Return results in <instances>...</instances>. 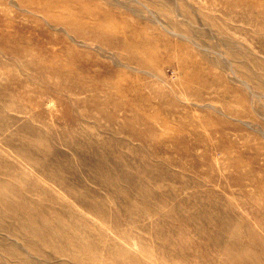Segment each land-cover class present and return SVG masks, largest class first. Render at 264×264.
<instances>
[{
	"label": "rangeland",
	"instance_id": "rangeland-1",
	"mask_svg": "<svg viewBox=\"0 0 264 264\" xmlns=\"http://www.w3.org/2000/svg\"><path fill=\"white\" fill-rule=\"evenodd\" d=\"M1 30L0 264H264V0H0Z\"/></svg>",
	"mask_w": 264,
	"mask_h": 264
},
{
	"label": "bare ground",
	"instance_id": "bare-ground-1",
	"mask_svg": "<svg viewBox=\"0 0 264 264\" xmlns=\"http://www.w3.org/2000/svg\"><path fill=\"white\" fill-rule=\"evenodd\" d=\"M0 32H3L2 30L0 31ZM16 33V32H15ZM8 34V33H7ZM6 34L5 33H3V34H1L0 35V41H2V43L4 42V44H8V43H10V42H19V43H21L20 41H19V39L18 38H16V39H9L8 38V36H5ZM17 37V36H16ZM21 40V39H20ZM24 42H26V41H24ZM10 46H11V43L9 44ZM13 45V44H12ZM17 45V44H16ZM15 46V45H14ZM18 46H19V44L17 45V47H14V48H12V52L11 53H13V55L14 54H16V55H19V54H21V52L23 51L22 49H20L21 48V46H20V48H18ZM13 47V46H12ZM26 47H28V46H26ZM23 48V47H22ZM32 48V47H31ZM27 50H29V49H27ZM27 50H25V51H27ZM56 60H57V58H55V56H54V58L52 59V60H50V62H48V64H47V66H46V69H48V70H50L51 72H54V73H57V74H66V75H68L69 73H71V72H73V67H68L67 65L68 64H66L65 66L62 64V65H58V64H56ZM63 63V62H62ZM66 63V62H65ZM70 66V65H69ZM45 67V66H44ZM112 83H114V82H112ZM90 86H92V85H90ZM96 86H98V85H96ZM107 86V85H106ZM71 87L73 88V87H76V89L77 88H79L80 90H86V89H88L87 87H86V85H83V84H81V85H78V86H76V85H71ZM93 87V86H92ZM102 87V86H101ZM95 88V87H94ZM92 89V88H91ZM97 89V88H96ZM105 89V88H104ZM122 94V93H121ZM120 94V95H121ZM123 95V94H122ZM112 102V101H111ZM114 103V105L116 106V107H118V106H120V105H122L121 107L122 108H124V109H128V108H132V109H135L137 112V116L138 117H142L143 116V110H140L139 109V107H134L133 105V103H127V104H125V105H123V104H120V103H118V105L115 103V102H113Z\"/></svg>",
	"mask_w": 264,
	"mask_h": 264
}]
</instances>
